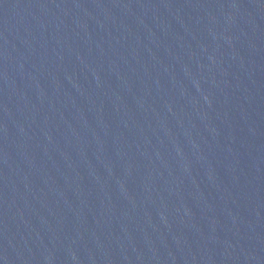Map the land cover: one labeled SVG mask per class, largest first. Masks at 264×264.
Masks as SVG:
<instances>
[{
    "label": "water",
    "instance_id": "95a60500",
    "mask_svg": "<svg viewBox=\"0 0 264 264\" xmlns=\"http://www.w3.org/2000/svg\"><path fill=\"white\" fill-rule=\"evenodd\" d=\"M0 264H264V0H0Z\"/></svg>",
    "mask_w": 264,
    "mask_h": 264
}]
</instances>
